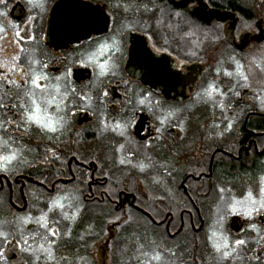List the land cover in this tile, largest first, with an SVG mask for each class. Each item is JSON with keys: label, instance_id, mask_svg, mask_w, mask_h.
<instances>
[{"label": "flooded vegetation", "instance_id": "af4514ba", "mask_svg": "<svg viewBox=\"0 0 264 264\" xmlns=\"http://www.w3.org/2000/svg\"><path fill=\"white\" fill-rule=\"evenodd\" d=\"M262 178L264 0H0V264H264Z\"/></svg>", "mask_w": 264, "mask_h": 264}, {"label": "rangeland", "instance_id": "374dc122", "mask_svg": "<svg viewBox=\"0 0 264 264\" xmlns=\"http://www.w3.org/2000/svg\"><path fill=\"white\" fill-rule=\"evenodd\" d=\"M141 161V160H140ZM154 164V163H153ZM148 163L146 161H142L139 162V159L137 160H133L131 162H127V166L133 169H136L137 171L143 172L145 170H150V171H156L155 166ZM67 195L69 198H75L74 194L72 193H67L65 194ZM46 201L48 202H52L54 203V205H58L56 206L59 210L54 209V207L50 208L48 211L52 212L55 217V214L57 217L53 218L55 220H57V227L58 229H60L61 231L63 230V232L67 231L66 228H64V224H61L60 218H64L63 215H67L70 218H74L77 214V210H78V205L70 203L67 204L66 206L64 205L65 202L62 201L61 198H59L57 195H52V196H48L46 198ZM64 205V207H60ZM213 221L211 222L209 228H208V235H211V232H215V234H219L223 232L224 226L227 222L226 219V215L224 213V211L222 209H217L216 211H214V215L212 216ZM60 231V232H61ZM159 231V230H158ZM142 232H146V237H148L146 239L143 237H140L141 234L140 233H136V231H132V233H130L127 237V249H132V250H145L148 251L149 255L151 254V258H148L149 260V264H156L157 261V254L156 252L159 251V243L157 239H154L157 237L156 233H154L155 236L152 235V233L150 231H148V229L145 227V229ZM132 234V235H131ZM132 236V237H131ZM152 242H150V241ZM150 242V243H149ZM239 260V256L238 253H228L227 255V264H237ZM152 261V262H150ZM195 264H198V262L196 261Z\"/></svg>", "mask_w": 264, "mask_h": 264}, {"label": "snow or ice", "instance_id": "6c2138e0", "mask_svg": "<svg viewBox=\"0 0 264 264\" xmlns=\"http://www.w3.org/2000/svg\"><path fill=\"white\" fill-rule=\"evenodd\" d=\"M17 36H19V33H17ZM106 48H107V45L106 44H101L100 45V48H99L100 53L102 54ZM100 68H101V73L103 74V72L106 69V66L103 65V64H101L100 65ZM42 78H46V77L34 76V78L32 80V83H33L34 87L41 88V85L39 84V80L42 79ZM32 104H33V110L31 112V114L29 115V120L32 121V122H34V123H36L38 126L46 127L48 129L54 131L55 130L54 123L49 118L41 115V113H42L43 110L41 109L40 104L37 103L36 99L33 98ZM13 158L14 157H12V156H6V157H3L2 159L4 161H10ZM262 182H264V178H262ZM221 191H223V189H221ZM261 193H262V197H264V188L261 189ZM246 200L251 205V207L249 208V211H248V214L249 215L251 214V212L258 211L259 210L258 208L255 207L257 201L253 198L251 192H249L247 194ZM241 203H244V201H236V204H241ZM259 205H260L261 208H264V198H262L259 201ZM236 210H237L236 207L233 206L232 211L235 212ZM43 226L46 227V224H44ZM52 235H55V232L54 231L52 232ZM235 243H236V245H242V244L245 243V241H243V240H237ZM216 247L219 250L221 247L227 248L228 247V244L225 241L223 243V245L217 244ZM227 255H228V253L225 252V256H227Z\"/></svg>", "mask_w": 264, "mask_h": 264}, {"label": "water", "instance_id": "95a60500", "mask_svg": "<svg viewBox=\"0 0 264 264\" xmlns=\"http://www.w3.org/2000/svg\"><path fill=\"white\" fill-rule=\"evenodd\" d=\"M39 166H36L35 168H32L31 170H30V173L32 174L33 173V171L35 170V169H37ZM65 182V181H64ZM10 184V183H9ZM25 202V201H24ZM197 211H198V209H197ZM147 214V213H146Z\"/></svg>", "mask_w": 264, "mask_h": 264}, {"label": "trees", "instance_id": "16d2710c", "mask_svg": "<svg viewBox=\"0 0 264 264\" xmlns=\"http://www.w3.org/2000/svg\"><path fill=\"white\" fill-rule=\"evenodd\" d=\"M75 185H77V184H75ZM4 196H5L4 200L7 201V198H6L7 195L5 194ZM165 236H166V235H165Z\"/></svg>", "mask_w": 264, "mask_h": 264}]
</instances>
